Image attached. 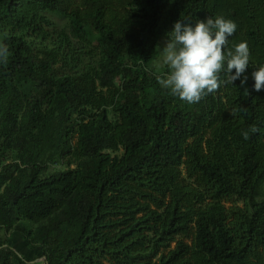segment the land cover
Instances as JSON below:
<instances>
[{
	"label": "trees",
	"instance_id": "trees-1",
	"mask_svg": "<svg viewBox=\"0 0 264 264\" xmlns=\"http://www.w3.org/2000/svg\"><path fill=\"white\" fill-rule=\"evenodd\" d=\"M217 16L247 83L184 103L158 54ZM0 44V264H264V0H0Z\"/></svg>",
	"mask_w": 264,
	"mask_h": 264
},
{
	"label": "clouds",
	"instance_id": "clouds-1",
	"mask_svg": "<svg viewBox=\"0 0 264 264\" xmlns=\"http://www.w3.org/2000/svg\"><path fill=\"white\" fill-rule=\"evenodd\" d=\"M236 29L235 22L222 16L198 20L194 26L176 21L162 50L163 64L170 71L166 77L158 76V83L187 104L200 102L216 92L222 83L234 85L240 80L241 87H244L248 80L245 72L249 66L250 49L246 41L228 47L229 38ZM8 56L7 46L0 44V62H6ZM221 73L225 74L226 80L221 81ZM251 75L254 90H264V66ZM249 131L257 133L260 129L253 126ZM249 131L243 132L244 139L249 138Z\"/></svg>",
	"mask_w": 264,
	"mask_h": 264
},
{
	"label": "rangeland",
	"instance_id": "rangeland-1",
	"mask_svg": "<svg viewBox=\"0 0 264 264\" xmlns=\"http://www.w3.org/2000/svg\"><path fill=\"white\" fill-rule=\"evenodd\" d=\"M52 20H54V21H56L58 24H62L63 22H64V19L61 17V16H59V15H54L53 17H50ZM165 39H168V38H165ZM162 41H165L164 39H162V40H160V46H161V43H162ZM164 46L165 45H163V48H164ZM163 50V49H162ZM162 50H161V52L158 54V56H159V59H158V61H162L163 60V53H162ZM155 65V64H154ZM69 163V159L68 158H64V160H63V163H62V165H64V166H66L67 164ZM61 165V166H62ZM61 166H59V167H61ZM228 205H233L234 203H235V201H232V200H230V201H227L226 202ZM237 204H239V205H241L242 203L240 202V203H237ZM22 224H26V225H31L30 223H28V222H26V221H22ZM10 234H12V236L11 237H9L10 238V244L11 245H14L16 248H19L20 250H21V254H27L29 251V249H33L34 247L33 246H30V248L29 249H27L26 247H23L22 246V239H23V237H20L19 238V240L17 241V238L15 239V236L16 235H18V233H16V232H11ZM19 235H21V234H19ZM21 236H23V235H21ZM174 245V244H173ZM35 251L36 250H34L31 254H30V256H32L33 255V253H35ZM19 254V253H18ZM20 255V254H19ZM27 262V261H26ZM26 262H23L22 264H26Z\"/></svg>",
	"mask_w": 264,
	"mask_h": 264
},
{
	"label": "crops",
	"instance_id": "crops-1",
	"mask_svg": "<svg viewBox=\"0 0 264 264\" xmlns=\"http://www.w3.org/2000/svg\"><path fill=\"white\" fill-rule=\"evenodd\" d=\"M16 233H18V232H16ZM20 233H18V235H16L15 236V239L17 238V241L19 240V238L20 237H23V236H21V235H19ZM12 236V234H9L8 235V237H7V239H8V243L10 244V238L9 237H11ZM22 246L23 247H26L27 249H29L30 248V245L28 244V242L24 239V237H23V239H22ZM11 245V244H10ZM12 246V248L17 252V253H19L22 257H24L26 260H27V262H26V264H44V262H45V258H44V256H43V253H42V251H41V249L39 248V247H34L33 249H29L28 251V253L27 254H21L20 252H21V250L19 249V248H16L14 245H11ZM34 250H36L35 251V253H33V255L32 256H30V254L34 251Z\"/></svg>",
	"mask_w": 264,
	"mask_h": 264
},
{
	"label": "water",
	"instance_id": "water-1",
	"mask_svg": "<svg viewBox=\"0 0 264 264\" xmlns=\"http://www.w3.org/2000/svg\"><path fill=\"white\" fill-rule=\"evenodd\" d=\"M46 259V257H44Z\"/></svg>",
	"mask_w": 264,
	"mask_h": 264
}]
</instances>
